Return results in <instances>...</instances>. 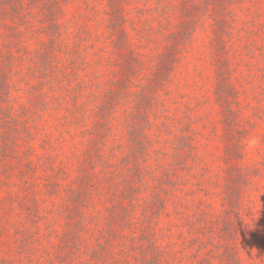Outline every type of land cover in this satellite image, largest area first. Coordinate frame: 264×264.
<instances>
[{
	"label": "rangeland",
	"instance_id": "rangeland-1",
	"mask_svg": "<svg viewBox=\"0 0 264 264\" xmlns=\"http://www.w3.org/2000/svg\"><path fill=\"white\" fill-rule=\"evenodd\" d=\"M112 2L61 0L59 86L45 110L32 105L51 91L35 61L50 42L39 10L21 34L14 90L0 102V264H264V0ZM119 11L124 48L108 27ZM175 48L169 84L133 116L139 87ZM77 83L87 117L74 122L66 91ZM112 90L121 93L97 152L102 99L83 102ZM1 109L30 118L2 128ZM146 117L152 157L136 164Z\"/></svg>",
	"mask_w": 264,
	"mask_h": 264
},
{
	"label": "trees",
	"instance_id": "trees-1",
	"mask_svg": "<svg viewBox=\"0 0 264 264\" xmlns=\"http://www.w3.org/2000/svg\"><path fill=\"white\" fill-rule=\"evenodd\" d=\"M113 1L112 8L118 9V3H120L119 1L121 0ZM60 5L61 0H0V28L6 29V35L8 38L7 43L2 42L0 44V102H7L14 90L12 82L13 76L15 74L14 67L16 66V61L18 59L15 53L22 52V41L19 39L21 34L24 35L25 31H27L28 34L31 33L32 26H30V16L32 18L33 12L35 10H39L38 12L42 13L41 17L43 18V22H40L42 24L41 30L47 32L50 42L44 45L43 48L37 52L35 61L37 64L41 63L42 74L40 76L42 77V86L44 87L43 89H49L51 91L48 92L49 94L46 92L35 94L32 105L34 106L35 111L45 110L49 106L47 96L55 93L56 91H54V89L59 86L58 81L54 80V78H51L53 76L50 75V73H53L52 70H54L53 63L57 47L56 44L63 36V30L61 29V25L59 23ZM123 21L124 19L121 11L114 12L110 19V25L108 26L110 27V30L112 31L111 33H113L114 37H117L116 40H113V43L119 48H124L127 44L125 32L122 28ZM191 33L192 28H185V31L180 32L178 37L175 38L173 45L179 41L178 38L181 39V41H184V39H187V36H190ZM175 36L176 35L173 34L172 36H169V38H173ZM176 50L177 48L162 54L156 66V73L153 74V77L150 78L149 81L147 80L148 82L146 84H142L139 87L142 91L141 94L145 97L139 102V109L137 110L136 114H133V116L142 117L144 115V111L142 110L144 108L141 104L142 102L144 103L146 97L154 92L153 89H162L164 86L169 84L173 69L175 67V57L173 56V51L176 52ZM76 53L78 56H80V52L77 51ZM76 60H79V58L76 57ZM137 63V57L131 55V57L128 59V68L134 69L135 71V65ZM63 82L65 81L63 80ZM85 86L86 85L84 83H77L76 87L73 88L72 86L68 92L66 91V93H68L67 97L74 103L72 104V108H66V111H68V113L71 115L74 122H77L76 118L78 117V114H80L81 119H85L87 117L86 111L83 110L79 104V101L82 99V92L85 89ZM120 93V91L116 92L112 90L107 95V93H102V91H100L93 94V96L86 98V100L83 102V104L86 106V104L94 102L99 98L102 99V102L100 103L101 105L99 107V123L92 133L94 135V138H92V148L97 152H100L102 143L105 142L107 137L108 123L112 114L111 110L107 108V105H113L115 102H117ZM62 96L65 97L63 94ZM57 100L59 101L61 98L58 97ZM153 100H156V98L153 97ZM30 112L31 111L28 109H23L18 116H15L11 110L9 112L5 109H1V120L3 122L1 125L2 128H5V125H9L12 122H15L16 124L18 117L28 120L30 118ZM146 114H148L147 111ZM147 121L148 120L146 117V121L141 122V124L138 126L139 136L134 140V143L139 147L138 152L134 151V159L136 160V164L139 163V159L147 162L152 157L149 150V138L146 137V126L150 125L149 121ZM135 126L137 125L135 124ZM23 128L28 129L27 126H23ZM15 129L19 130L18 126H15ZM4 145L5 147H8L9 145L7 135L4 136ZM7 153V150H4V154ZM98 155L100 156V154Z\"/></svg>",
	"mask_w": 264,
	"mask_h": 264
}]
</instances>
